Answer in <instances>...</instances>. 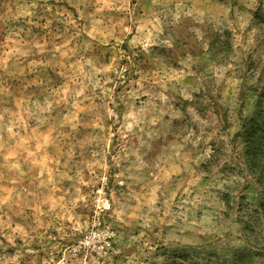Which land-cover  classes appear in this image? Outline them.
Returning a JSON list of instances; mask_svg holds the SVG:
<instances>
[{"label": "rangeland", "instance_id": "374dc122", "mask_svg": "<svg viewBox=\"0 0 264 264\" xmlns=\"http://www.w3.org/2000/svg\"><path fill=\"white\" fill-rule=\"evenodd\" d=\"M262 88L264 0H0V264H264Z\"/></svg>", "mask_w": 264, "mask_h": 264}, {"label": "trees", "instance_id": "16d2710c", "mask_svg": "<svg viewBox=\"0 0 264 264\" xmlns=\"http://www.w3.org/2000/svg\"><path fill=\"white\" fill-rule=\"evenodd\" d=\"M255 107L256 114L250 118L247 116L241 117L239 130L233 135L234 140L237 141L239 138L242 141L244 158V168L238 163L235 169L241 171V174L244 169L250 171L256 184L262 187L264 198V88L261 89L256 98ZM219 156H221L219 152L214 150L202 165L208 170L211 166L216 165L215 162ZM243 185L244 190L242 192L250 186V182L246 180ZM239 196L243 199L245 197L243 193L239 194ZM231 197V194L227 192L223 198L228 208L230 207ZM247 211L248 218L244 222V229L249 233H253L260 228L259 230L263 234L264 240V200L260 201L258 207L252 209L249 207Z\"/></svg>", "mask_w": 264, "mask_h": 264}]
</instances>
